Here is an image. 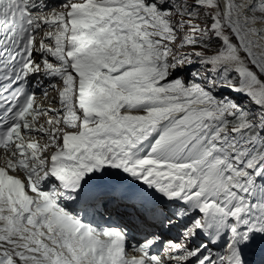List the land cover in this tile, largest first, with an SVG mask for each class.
<instances>
[{"label":"snow or ice","instance_id":"6c2138e0","mask_svg":"<svg viewBox=\"0 0 264 264\" xmlns=\"http://www.w3.org/2000/svg\"><path fill=\"white\" fill-rule=\"evenodd\" d=\"M0 264H264V0H0Z\"/></svg>","mask_w":264,"mask_h":264}]
</instances>
